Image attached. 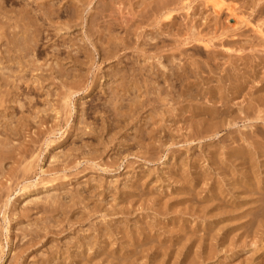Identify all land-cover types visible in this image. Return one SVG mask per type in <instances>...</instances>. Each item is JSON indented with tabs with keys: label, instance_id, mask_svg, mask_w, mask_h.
Wrapping results in <instances>:
<instances>
[{
	"label": "rangeland",
	"instance_id": "374dc122",
	"mask_svg": "<svg viewBox=\"0 0 264 264\" xmlns=\"http://www.w3.org/2000/svg\"><path fill=\"white\" fill-rule=\"evenodd\" d=\"M0 39V264H264V0H0Z\"/></svg>",
	"mask_w": 264,
	"mask_h": 264
},
{
	"label": "bare ground",
	"instance_id": "6f19581e",
	"mask_svg": "<svg viewBox=\"0 0 264 264\" xmlns=\"http://www.w3.org/2000/svg\"><path fill=\"white\" fill-rule=\"evenodd\" d=\"M168 2H169V1H168ZM171 2H172V1H171ZM80 3H81V2H80ZM82 4H83V3H82ZM82 4H81V5H82ZM170 4H171V3H170ZM69 5H70V2H69ZM73 5H74V3H73ZM73 5H72V7H74L75 10L78 9V8L80 7V5H79V6H78V5H77V6H75V5L73 6ZM162 5H163V4H162ZM172 5H173V4H172ZM70 6H71V5H70ZM62 7H63V6H62ZM163 8H164V7H163ZM168 8H169V6H168ZM61 9H63V12H64V13H67V12H69L68 10H69L70 8H69V6H67V4H66V7H63V8H61ZM166 9H167V8H166ZM51 11H53V10H51ZM54 11H56V10H54ZM54 11H53V12H54ZM57 11H58V9H57ZM57 11H56V13H57ZM59 11H60V9H59ZM70 11H71V9H70ZM82 11H83V9H82ZM61 12H62V10H61ZM100 12H101V11H100ZM54 13H55V12H54ZM72 13H73V11H72ZM80 13H81V12H80ZM52 14H53V13H52ZM61 14H62V13H61ZM169 15H170V14H169ZM56 16H57V15H56ZM70 16H71V15H70ZM165 16H166V15H165ZM73 17H75V18L78 19V16H77V15H74ZM22 18H23V17H22ZM67 18H68V17H67ZM77 19H76V20H71V21H69V23H71V24H75L74 22L77 21ZM22 20H23V19H22ZM68 20H69V19H68ZM78 20H79V19H78ZM5 22H6V21H5ZM64 24L66 25V23H64ZM71 24H70V25H71ZM76 24H77V22H76ZM76 24H75V26H76ZM20 26H21V28H22V25H20ZM38 27H39V26H38ZM63 27H64V26H63ZM21 28H20V29H21ZM25 28H26V27H25ZM37 29L39 30V28H36V32H37ZM26 30H28V28H26ZM33 30H34V29H33ZM4 31H5V30H4ZM4 31H3V32H4ZM21 32H22V30H20L18 33H21ZM36 32H34V33H35L36 35H38ZM1 33H2V32H1ZM10 33H11V32H10ZM10 33H9V35H10ZM16 33H17V32H16ZM16 33H13V34H15L14 36L17 35ZM23 33H24V32H23ZM41 33H42V32H41ZM4 34H5V33H3V35H4ZM6 34L8 35V33H6ZM13 34L11 33V35H13ZM30 34H31V32H30ZM35 34H34V35H35ZM21 35H22V33H21ZM31 35H32V34H31ZM4 36H5V35H4ZM9 37H10V36H9ZM32 37H33V35H32ZM38 37H39V36H38ZM40 37H41V36H40ZM35 38H36V37H35ZM9 39H10V38H9ZM0 40H1V39H0ZM2 40H3V39H2ZM13 41H14V40H13ZM13 41H11V43H12ZM34 41H36V40L34 39ZM34 41H33V42H34ZM37 41H38V40H37ZM37 41H36V43L34 44L35 46H38V45L40 44V43H37ZM1 42H2V41H1ZM15 42H16V41H15ZM33 42H32V43H33ZM9 44H10V41H8V39H7V40H4V41L2 42V44L0 45V46L3 45V47H4V49L1 50V52H0V54H1L0 59H1V60H7V61H8L7 55H5V53H6L7 50H8V46H9ZM13 44H14V43H13ZM15 44H16V43H15ZM15 44H14V45H15ZM37 44H38V45H37ZM15 46H16V47H15ZM15 46H14V48H18V49H19V47H20V46L18 47L17 45H15ZM39 46H40V45H39ZM32 47H34L33 44H32ZM14 48H13V49H14ZM35 48H36V47H35ZM18 49H17V50H18ZM33 49H34V48H33ZM19 50H20V49H19ZM14 51H15V49H14ZM77 53H78V52H77ZM9 56H10V55H9ZM76 56H77V55H76ZM10 58H11V56H10ZM13 58H14V57H13ZM70 58H71V57H70ZM73 58H74V57H73ZM1 60H0V61H1ZM74 60H75V59H74ZM76 60H77V59H76ZM4 62H5V61H4ZM2 63H3V62H2ZM2 67H3V66H2ZM225 78H226V77H225ZM225 88H226V87H225ZM218 90H219V89H218ZM227 90H228V89H227ZM220 92H221V91H220ZM220 92H219V93H220ZM224 92H225V91H224ZM227 92H228V91H227ZM229 92H231V90H230ZM227 96H228V95H227ZM223 97H224V96H223ZM228 97H229V96H228ZM219 98H220V97H219ZM217 99H218V98H217ZM223 100H224V99H223ZM221 101H222V100H221ZM219 102H220V100H219ZM223 104H224V102H223ZM219 105H220V104H219ZM227 106H228V105H227ZM227 106H226V107H227ZM215 107H216V106H215ZM218 107H219V106H218ZM222 107H223V106H221V108H222ZM219 108H220V107H219ZM223 108H224V107H223ZM223 108H222V109H223ZM222 109H220V112H221ZM222 111H223V110H222ZM212 112H213V111H212ZM218 112H219V111H218ZM225 112H226V111H225ZM225 112H224V113H225ZM203 114H204V113H203ZM225 114H226V113H225ZM205 115H206V114H205ZM212 115H213V113H212ZM216 115H217V114H216ZM219 115H220V114H219ZM206 116H207V115H206ZM209 116H210V115H209ZM211 117H212V116H211ZM221 117H222V116H221ZM227 117H228V116H227ZM215 118H216V117H215ZM215 118H213V119H215ZM217 119H218V118H217ZM219 119H220V118H219ZM227 120H228V119H227ZM220 123H221V121H220ZM227 124H228V123H226V126H227ZM228 125H229V124H228ZM221 129H222V128H221ZM221 129H220V130H221ZM218 134H219V133H218ZM245 134H246V133H245ZM215 137H216V136H215ZM235 137H236V136H235ZM226 138H227V136H226ZM252 138H253V137H252ZM219 140H220V139H219ZM222 140H223V139H222ZM224 141H225V140H224ZM251 141H252V139H251ZM226 144H227V143H225V145H226ZM229 145H230V144H229ZM237 145H238V144H237ZM228 149H229V148H228ZM236 158H237V157H236ZM256 201H257V200H256Z\"/></svg>",
	"mask_w": 264,
	"mask_h": 264
}]
</instances>
